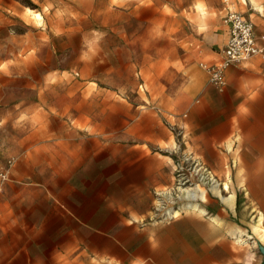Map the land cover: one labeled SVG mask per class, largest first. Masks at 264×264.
I'll list each match as a JSON object with an SVG mask.
<instances>
[{"label":"rangeland","instance_id":"rangeland-1","mask_svg":"<svg viewBox=\"0 0 264 264\" xmlns=\"http://www.w3.org/2000/svg\"><path fill=\"white\" fill-rule=\"evenodd\" d=\"M236 1L254 23L264 19ZM256 1L264 10V0ZM224 2L0 0V168L13 175L0 195L13 202L11 215L0 216L8 234L0 244L27 247L0 255V264H114L80 254L88 241L104 245L100 229L138 248L136 229L119 224L112 206L131 203L117 179L153 161L150 154L165 175L136 199L149 207L137 224L205 217L234 235L236 250L248 256L240 264H262L264 217L255 199L264 204V190L227 189L233 176L209 164L217 152L208 150V160L195 152L194 110L211 87L200 62L219 57ZM169 211L175 216L166 219ZM185 252L187 264H214L227 247L186 245ZM155 253L168 264L163 249Z\"/></svg>","mask_w":264,"mask_h":264},{"label":"crops","instance_id":"crops-1","mask_svg":"<svg viewBox=\"0 0 264 264\" xmlns=\"http://www.w3.org/2000/svg\"><path fill=\"white\" fill-rule=\"evenodd\" d=\"M240 1L242 4L252 5V9L264 14L263 6L256 3V0V2L254 0ZM230 2L236 7V0H230ZM240 11L253 21L252 14ZM225 13L224 2L222 16L224 37L220 48L226 44L229 38V27L224 23ZM254 24L257 43L264 48V19H258ZM217 54L219 56L217 59L207 61L218 60L220 53ZM209 86L211 87L204 94L201 105L195 106L194 110L196 154H200L204 160L211 158L212 162L209 164L214 173L226 172L233 176L232 181L227 183V189L243 192L263 191L264 56L256 55L235 67L231 66L227 70L225 88L219 89L210 82ZM208 150L217 152V156L209 158ZM151 156L153 161L143 167L140 165L135 170L122 173L117 179V184L121 186L123 192H126L124 196L131 200V203L112 206L113 211H116L120 217L119 224L129 226L130 229L132 228V232L136 229L141 241L138 248L132 247L123 234H113L108 229H100L96 232L105 240L104 245L91 247V243L88 241L86 246L80 248V254L88 261L93 255L114 264H159L154 255L158 249H163V254L166 257L165 262L168 264H187L186 245L193 248L196 245L206 248L223 245L227 247V256L223 259L216 258L213 261L214 264L246 263L248 256L244 252L239 253L236 250L233 242L234 235L229 231L227 233L219 232L215 224L208 218L182 215L172 222L164 224L141 226L135 222L143 219L149 213L148 203L142 202L138 207L140 201H136V199L142 200V194L161 182L160 179H155V176L158 178L159 175H165V169H155L156 166L164 168V163L155 161L157 158L150 154ZM224 166L226 171H221L220 167L224 168ZM235 179L236 181H233ZM11 180H13L12 168L10 169V180L0 195L6 191ZM255 201L258 208L257 216L264 217L263 201L261 199H255ZM12 203L10 199H0V216L11 215L13 212L10 209ZM88 216H90L89 213ZM87 227L88 233H90L91 226L88 224ZM10 235L21 237L17 232H10ZM25 235L23 234L22 237ZM70 235L74 237V231H71ZM4 236L3 230H0V238ZM5 237L8 238V234ZM71 246L70 254H75L73 242ZM26 250L25 245L0 244V255H18Z\"/></svg>","mask_w":264,"mask_h":264},{"label":"built area","instance_id":"built-area-1","mask_svg":"<svg viewBox=\"0 0 264 264\" xmlns=\"http://www.w3.org/2000/svg\"><path fill=\"white\" fill-rule=\"evenodd\" d=\"M224 23L229 27V38L219 51L220 58L209 62L202 61L200 66L207 72L209 82L219 89L227 85V70L256 55L264 56V48L257 43L255 24L251 18L238 10L230 0H225ZM10 166L0 168V192L10 180ZM175 215L169 211L166 219Z\"/></svg>","mask_w":264,"mask_h":264},{"label":"bare ground","instance_id":"bare-ground-1","mask_svg":"<svg viewBox=\"0 0 264 264\" xmlns=\"http://www.w3.org/2000/svg\"><path fill=\"white\" fill-rule=\"evenodd\" d=\"M253 1V0H252ZM255 1V0H254ZM256 2V1H255ZM254 2V3H255ZM257 3V2H256ZM258 5V4H257ZM262 7V6H261ZM256 8V7H255ZM258 8V7H257ZM39 16H40V14H38ZM208 169V168H207ZM181 190V189H180ZM185 191H187L188 192V194H190L194 199H196L197 197H199L198 196V194L197 193H195V192H190L191 190H189V189H186ZM182 192V191H181ZM204 193V192H203ZM188 197V196H187ZM201 197H203V198H205V195L204 194H202L201 195ZM188 199V198H187ZM198 203V202H197ZM188 208L189 209H191V210H193V211H198V212H200V213H204L205 212V210L204 209H202V207H200V205L199 204H195V203H191V204H189L188 205ZM205 214V213H204ZM177 215H178V213H177ZM259 226H257V228H258ZM242 238V237H241ZM238 239L240 240V238L238 237ZM244 241V240H243ZM238 242V241H237Z\"/></svg>","mask_w":264,"mask_h":264},{"label":"water","instance_id":"water-1","mask_svg":"<svg viewBox=\"0 0 264 264\" xmlns=\"http://www.w3.org/2000/svg\"><path fill=\"white\" fill-rule=\"evenodd\" d=\"M261 251H262L263 254H264V247H263V246H261ZM262 264H264V260H263Z\"/></svg>","mask_w":264,"mask_h":264}]
</instances>
